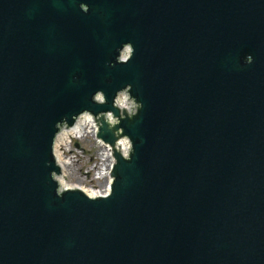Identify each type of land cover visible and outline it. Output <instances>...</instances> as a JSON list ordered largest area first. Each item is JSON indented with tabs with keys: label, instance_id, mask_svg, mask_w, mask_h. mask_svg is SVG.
Listing matches in <instances>:
<instances>
[{
	"label": "water",
	"instance_id": "95a60500",
	"mask_svg": "<svg viewBox=\"0 0 264 264\" xmlns=\"http://www.w3.org/2000/svg\"><path fill=\"white\" fill-rule=\"evenodd\" d=\"M85 112L105 196L56 178ZM0 264H264V0H0Z\"/></svg>",
	"mask_w": 264,
	"mask_h": 264
},
{
	"label": "bare ground",
	"instance_id": "6f19581e",
	"mask_svg": "<svg viewBox=\"0 0 264 264\" xmlns=\"http://www.w3.org/2000/svg\"><path fill=\"white\" fill-rule=\"evenodd\" d=\"M129 53V51L127 49H125L123 51V56H126ZM125 101V102H124ZM125 104H122V103ZM119 105L120 108H125L126 106H131V102L128 101L126 99V95L124 93L120 94V103H117ZM125 106V107H124ZM97 130V124L95 122V119L92 118L91 115H89L88 113H86L83 118L81 119V121L78 123V125L75 127V129H63L62 131V135H61V139H60V143H59V147H58V151H57V155H56V159H59L62 162V168L64 169V175L62 176H58V182L60 184V186L62 188H68V187H75V188H80L82 189L84 192L89 193V196L94 197V196H98V195H102V194H106L109 191V185L108 182L109 180H107L106 176L108 175V170L110 165L112 164V154L110 148H107V145L102 142H98L99 145L102 147V165L99 168L98 171V175L96 176V179H103V183H101L100 186H95V185H86L83 183V180H80L79 182H77L76 184H69L66 182V174H65V168L68 164V158L65 155L66 151H64V147L67 145H69L70 140L72 137H77V138H81L82 136H85L87 134L89 135H94L95 132ZM121 147H123V149L120 147V150L125 151L127 150V148L129 147L128 141L126 139L121 140L120 141ZM70 150V148H69ZM68 150V151H69ZM100 184V183H99Z\"/></svg>",
	"mask_w": 264,
	"mask_h": 264
},
{
	"label": "rangeland",
	"instance_id": "374dc122",
	"mask_svg": "<svg viewBox=\"0 0 264 264\" xmlns=\"http://www.w3.org/2000/svg\"><path fill=\"white\" fill-rule=\"evenodd\" d=\"M94 135H85L73 139L70 145L64 147L68 164L65 168L66 182L76 184L80 180L86 185L100 186L103 179H96L102 165V147ZM70 148L69 152L67 151ZM100 183V184H99Z\"/></svg>",
	"mask_w": 264,
	"mask_h": 264
}]
</instances>
